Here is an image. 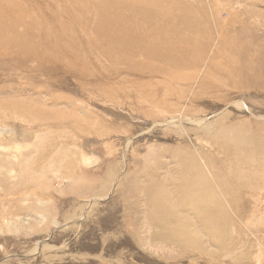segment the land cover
<instances>
[{"label":"rangeland","instance_id":"374dc122","mask_svg":"<svg viewBox=\"0 0 264 264\" xmlns=\"http://www.w3.org/2000/svg\"><path fill=\"white\" fill-rule=\"evenodd\" d=\"M0 229V264H264V0H0Z\"/></svg>","mask_w":264,"mask_h":264},{"label":"bare ground","instance_id":"6f19581e","mask_svg":"<svg viewBox=\"0 0 264 264\" xmlns=\"http://www.w3.org/2000/svg\"><path fill=\"white\" fill-rule=\"evenodd\" d=\"M133 28V27H132ZM133 38V37H132ZM10 225V224H9ZM3 229V228H2ZM8 229V228H7ZM1 230V229H0ZM11 230V229H10Z\"/></svg>","mask_w":264,"mask_h":264}]
</instances>
